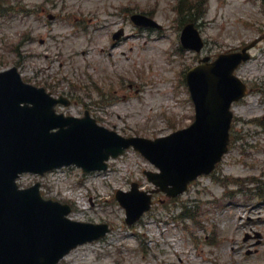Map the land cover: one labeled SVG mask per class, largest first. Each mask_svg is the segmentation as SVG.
I'll return each instance as SVG.
<instances>
[{"label":"rangeland","instance_id":"374dc122","mask_svg":"<svg viewBox=\"0 0 264 264\" xmlns=\"http://www.w3.org/2000/svg\"><path fill=\"white\" fill-rule=\"evenodd\" d=\"M179 1L0 0V70L16 66L25 81L73 97L57 111L82 116L88 109L123 136L154 138L190 124L194 109L184 75L197 56L259 39L236 71L252 90L232 104L229 150L214 174L173 199L156 193L151 209L132 225L124 222L114 192L128 190L131 181L151 188L143 171L156 169L131 148L106 171L86 174L68 166L19 177V186L39 181L44 198L69 203L73 219L110 227L57 264H264V202L248 199L264 194V0H181L199 15L200 53L180 45ZM133 12L148 13L162 28L134 25ZM120 27L124 36L113 40ZM255 231L261 243L246 254L251 240L244 237Z\"/></svg>","mask_w":264,"mask_h":264},{"label":"water","instance_id":"95a60500","mask_svg":"<svg viewBox=\"0 0 264 264\" xmlns=\"http://www.w3.org/2000/svg\"><path fill=\"white\" fill-rule=\"evenodd\" d=\"M131 18L159 27L142 14ZM181 40L188 48L202 46L192 24L185 26ZM246 58L242 53L221 54L190 69L187 83L195 104L194 122L154 140L124 138L98 126L87 111L82 118L57 114L58 100L43 88L24 83L15 67L0 72V264H56L76 245L108 230L105 224L67 218L70 207L43 199L39 183L19 189L15 179L21 172L42 174L71 163L85 171L105 169L110 155L115 157L130 145L160 169L146 175L158 187L155 191L168 196L181 193L190 180L211 171L227 149L230 103L246 92L245 84L232 74ZM115 196L126 209L128 223L150 206V194L135 182L130 191L118 190Z\"/></svg>","mask_w":264,"mask_h":264},{"label":"trees","instance_id":"16d2710c","mask_svg":"<svg viewBox=\"0 0 264 264\" xmlns=\"http://www.w3.org/2000/svg\"><path fill=\"white\" fill-rule=\"evenodd\" d=\"M183 7H184V4L180 0L178 9L180 12V16L183 17L184 21H192L199 16L198 13H196V11H194V8L192 6L188 5V6H185L184 8Z\"/></svg>","mask_w":264,"mask_h":264},{"label":"bare ground","instance_id":"6f19581e","mask_svg":"<svg viewBox=\"0 0 264 264\" xmlns=\"http://www.w3.org/2000/svg\"><path fill=\"white\" fill-rule=\"evenodd\" d=\"M79 195H80V194H77V197H78V198H79Z\"/></svg>","mask_w":264,"mask_h":264}]
</instances>
